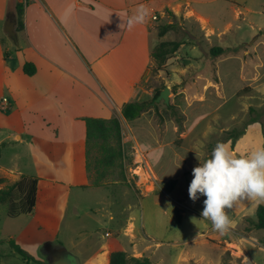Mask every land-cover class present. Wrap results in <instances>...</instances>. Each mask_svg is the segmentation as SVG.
I'll list each match as a JSON object with an SVG mask.
<instances>
[{
  "label": "rangeland",
  "instance_id": "1",
  "mask_svg": "<svg viewBox=\"0 0 264 264\" xmlns=\"http://www.w3.org/2000/svg\"><path fill=\"white\" fill-rule=\"evenodd\" d=\"M197 1L196 8L211 18L215 30L211 23L204 24L197 16L189 18L197 10L188 0H185L179 16L169 9L156 15L153 32L159 33L160 43L177 41L181 46L164 62L152 57L140 84L147 95L143 101L148 106L138 119L130 122V125L137 124L135 136L161 140L165 147L162 168L149 163V158L143 155V167L137 170L139 176L132 177L129 167L134 164L137 149L127 122L120 118L127 179L138 185L141 177L139 186L145 193H152L146 195L143 211L139 201L135 205L137 201L132 194L123 200L132 204L129 213L135 218L128 231H135L144 238L153 236L168 240L160 249L155 248V242H152L154 257L158 261H167V264H174L179 254L186 259L193 258L195 262L192 260L191 264H245V258L248 264H264V229L246 230L249 225L245 221V217L256 216L259 203L245 199L233 209H226L233 226L228 234L221 235L213 231L211 222L201 216L206 197L198 194L199 199L193 202L188 193L193 179L192 170L200 163L197 156L201 160L210 157L215 145L228 135V131L245 129L252 119H260L264 130V65L256 68L258 63H264V54L261 59L253 55L254 49L264 50V0ZM239 10L241 12H237ZM168 24L166 32L161 34L162 28ZM0 30L6 40L3 28ZM152 41L157 44L155 33ZM214 47H229L231 51L226 55L212 56L211 49ZM215 63L221 65L222 83L226 86L225 98L228 100L220 110H215L221 103L216 92L205 91L208 80H218L214 75ZM257 70L261 78L254 82L256 75L258 77ZM165 87L170 90L169 103L163 99L157 101L158 96L155 98V94ZM218 116L222 121L218 120ZM249 138L246 136L240 140L237 155L242 154L246 147L259 146L258 142ZM147 169H150L151 176ZM46 174L50 176L48 172ZM120 179L118 169L109 174L104 182L106 185L122 183ZM170 179L177 181L173 193L165 186V181ZM39 182L38 207L26 228L27 218H10L7 216V205H0V264H60L63 246L70 251L67 258L71 264H89L91 259L96 263V258L107 245L112 250L131 252L128 237L122 231L125 226L122 216L117 214L114 221L108 219V209H119L116 203L105 198L110 191L95 186L88 190H69L65 186L51 187ZM154 195L162 197L161 205L166 208L170 206L171 197L180 200L184 207L176 204L170 207L171 210L174 208L173 212L160 216L153 202ZM62 206L66 208L64 211ZM179 206L184 215L178 224L175 209ZM123 207L126 206L122 205L121 209ZM23 227L27 231L21 234ZM106 232L112 233V236ZM10 236L17 243V239L22 244L28 243L26 248L34 255L18 244L36 261L24 260L9 243ZM27 236L32 240L27 241ZM38 239L53 241L42 248L32 246ZM59 243L62 247L56 245Z\"/></svg>",
  "mask_w": 264,
  "mask_h": 264
},
{
  "label": "crops",
  "instance_id": "2",
  "mask_svg": "<svg viewBox=\"0 0 264 264\" xmlns=\"http://www.w3.org/2000/svg\"><path fill=\"white\" fill-rule=\"evenodd\" d=\"M11 1L13 0H0V28L4 27L8 4ZM15 1L22 3L23 7V27L18 30V24L16 25L20 48L16 49L8 37L4 40L0 30V106L2 99L7 98L9 107L8 111H2L0 108V177H6L10 181L18 180L21 175L38 178L33 212L17 217L27 218L26 228L33 220L35 209L38 207L39 181L51 187L65 186L69 190H88L93 186L85 165L86 117L109 119L117 116L125 120L135 142L136 155H146L149 163L162 168L165 147L161 140L135 136L137 124L130 125V122L124 119L122 108L128 102L143 101L147 97L140 84L152 63V48L161 42L159 33L153 32V20L157 14H162L168 9L175 16H179L185 0ZM189 2L194 6L199 3L197 0H188ZM140 5L146 6L150 15L145 23L128 31L127 19ZM196 10L197 15L192 13L189 18L191 15L197 16L200 22L212 24L209 16L197 8ZM213 28L215 30L214 26ZM154 33L157 36V44L152 41ZM230 51L231 49L223 55ZM262 54L264 50L260 52L254 49L255 58L261 59ZM26 63L35 66L32 75L24 71ZM263 65L264 63H258L256 68ZM220 67V64L215 63L214 75L218 80H208L205 89L216 92L221 100L215 110L223 108L228 101L225 98L226 86L222 83ZM257 73L258 77L256 75L254 82L261 78L259 70ZM241 75L245 81L246 77L242 71ZM243 88L237 91L235 96ZM218 120L222 121V118L218 116ZM246 136H250L251 141L258 142V147L264 146L263 123L260 119L244 129L234 146L231 140L225 143L230 144L232 150L238 154L239 142ZM253 149L255 147H246L241 153L247 154ZM46 172L50 176H47ZM139 184L134 188L112 182L98 188L110 191V195L105 198H109L119 207L117 210L113 207L108 209L107 214L109 221H114L119 214L125 222L122 231L128 237L131 251L125 252L129 256L148 257L152 264H167V261H158L154 257L152 242H155V248L160 249L169 242L168 240L153 236L144 238L135 231H128L135 218L129 213L132 204L123 200L132 194L137 201L135 205L139 201L143 211L146 195L152 194L145 193ZM154 196L153 202L160 216L169 214V211L173 212L174 208L171 210L170 207L176 204L183 206L180 200L171 197L170 206L166 208L161 205L162 197ZM122 205L126 206L128 211L126 207L121 209ZM62 209L64 211L66 208L62 206ZM182 214L184 215V212ZM25 228H22L21 234L27 231ZM106 233L112 236V233ZM31 240L30 236H27V241ZM17 241L27 252H31L26 248L28 243L22 244L19 239ZM52 241L38 239L31 245L42 248ZM56 245L62 247L60 243ZM63 248V253L69 257L70 251L64 246ZM104 249L96 258V263L91 259L89 264H109L110 254L119 251L112 250L110 245ZM192 260L195 262L193 258L186 259L179 254L174 264H191Z\"/></svg>",
  "mask_w": 264,
  "mask_h": 264
},
{
  "label": "trees",
  "instance_id": "3",
  "mask_svg": "<svg viewBox=\"0 0 264 264\" xmlns=\"http://www.w3.org/2000/svg\"><path fill=\"white\" fill-rule=\"evenodd\" d=\"M17 11V28L21 30L23 23L21 16L23 12L22 3H16ZM170 24L162 28L161 34L165 33ZM181 46L180 42L167 41L162 42L156 49L152 51V57L159 62H164L165 59L175 53ZM228 48L214 47L211 49V54L214 56L223 55ZM24 71L32 75L35 72V66L31 63L24 65ZM160 93L155 94V98ZM148 103L145 101H131L126 103L122 108V116L128 122H133L138 119L142 112L146 110ZM86 125V141H85V165L86 170L93 177L92 185L95 187L105 186V179L113 171L119 169L121 182L127 186L137 188L130 180L127 179L125 172L127 166L125 163L126 149L123 138L121 120L117 116L109 119L99 117H86L84 119ZM251 120L248 123H252ZM228 135L222 139L225 143L228 140L232 141V146L236 140L243 134L244 128L233 129L228 131ZM209 158V157H207ZM206 158V159H207ZM126 170V171H125ZM177 181L170 179L165 186L168 191H173ZM2 185V186H1ZM38 190V178L35 176L21 175L16 181H9L6 177H0V205H7V216L17 218L19 216L30 214L33 212L36 205V197ZM183 209L176 207V222L179 224L182 220ZM248 223L246 230L264 229V204H259L256 209V217H245ZM9 243L14 250L19 253L24 260L36 261L34 257L28 254L14 239L10 238ZM109 264H152L148 257L129 256L125 251H113L110 254Z\"/></svg>",
  "mask_w": 264,
  "mask_h": 264
},
{
  "label": "clouds",
  "instance_id": "4",
  "mask_svg": "<svg viewBox=\"0 0 264 264\" xmlns=\"http://www.w3.org/2000/svg\"><path fill=\"white\" fill-rule=\"evenodd\" d=\"M149 15L146 6H138L127 19V30L145 23ZM197 159L200 163L192 170L189 198L195 202L198 194L205 196L202 218L211 222L213 231L228 234L233 221L226 209H233L245 199L264 203V146L237 155L230 144L218 142L209 158Z\"/></svg>",
  "mask_w": 264,
  "mask_h": 264
},
{
  "label": "water",
  "instance_id": "5",
  "mask_svg": "<svg viewBox=\"0 0 264 264\" xmlns=\"http://www.w3.org/2000/svg\"><path fill=\"white\" fill-rule=\"evenodd\" d=\"M17 19L18 17L16 11V1L13 0L8 4L7 18L3 27V32L16 49L20 48V41L18 37V32L16 30ZM169 93H170L169 88L165 87L160 92L156 100L160 101L163 99L165 103H169ZM60 264H71V262L67 261V262H62Z\"/></svg>",
  "mask_w": 264,
  "mask_h": 264
},
{
  "label": "built area",
  "instance_id": "6",
  "mask_svg": "<svg viewBox=\"0 0 264 264\" xmlns=\"http://www.w3.org/2000/svg\"><path fill=\"white\" fill-rule=\"evenodd\" d=\"M7 101H8L7 98H3L2 99L1 106H0L2 111H8L9 107L7 106ZM136 156L137 157L135 158V161H133L134 164L130 165V167H129V172L131 173L133 178H135V177L137 178L139 176V173H138L137 169L140 168V167L142 168L143 164H144V162H143L144 159L141 158V157H143V155L139 153ZM138 158H140L139 161H138ZM134 166H135V168L133 169ZM146 171H147L148 175L151 176L150 173H149V172H151L150 169H148Z\"/></svg>",
  "mask_w": 264,
  "mask_h": 264
},
{
  "label": "flooded vegetation",
  "instance_id": "7",
  "mask_svg": "<svg viewBox=\"0 0 264 264\" xmlns=\"http://www.w3.org/2000/svg\"><path fill=\"white\" fill-rule=\"evenodd\" d=\"M61 255V261L62 262H67V261H69L68 260V258L66 257V255L62 252V254H60Z\"/></svg>",
  "mask_w": 264,
  "mask_h": 264
},
{
  "label": "bare ground",
  "instance_id": "8",
  "mask_svg": "<svg viewBox=\"0 0 264 264\" xmlns=\"http://www.w3.org/2000/svg\"><path fill=\"white\" fill-rule=\"evenodd\" d=\"M138 170V169H137Z\"/></svg>",
  "mask_w": 264,
  "mask_h": 264
}]
</instances>
